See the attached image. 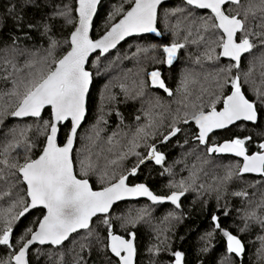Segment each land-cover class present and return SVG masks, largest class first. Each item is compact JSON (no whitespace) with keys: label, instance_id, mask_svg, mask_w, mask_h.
Instances as JSON below:
<instances>
[{"label":"trees","instance_id":"trees-1","mask_svg":"<svg viewBox=\"0 0 264 264\" xmlns=\"http://www.w3.org/2000/svg\"><path fill=\"white\" fill-rule=\"evenodd\" d=\"M65 6L71 9L70 15L76 21L77 0H35L34 3L32 0H0V48L7 49L11 38H18L19 47L25 50L24 55L15 57L14 62L18 67H23L27 60L45 57L53 40L57 42L54 55L56 58L63 56L66 50H70L67 41L75 27V23L67 24L63 17L56 15L58 11L65 10ZM132 6L131 0H103L94 23L93 39L103 36ZM173 12L175 15H172ZM17 16L23 17L22 27L17 25ZM203 20L211 23L212 14L195 9L183 1L172 2L159 11L161 38H132L105 57L95 56L89 64L94 82L88 100L87 119L78 134L74 151L77 169L79 160L87 155V148H91L93 160L99 156L101 168L127 152L136 131L145 127L151 118L158 125L157 135L154 140L149 138L147 143H155L157 149L165 154V165L147 162L135 176L129 177V185L143 183L161 196L177 191L169 185L181 179L189 185L179 209L169 204L153 205L148 201H136L117 205L107 216L114 234L130 238L129 234L135 233L136 264H174L173 253L176 251L184 254V264H264V251H261L264 244L259 239L264 237V228L248 219L252 213L264 216V176L237 175L241 160L217 154L208 156L206 146L200 145L192 136L196 131L193 123L182 125L186 129L185 133L173 137L166 144L159 142V133L167 132L178 110L181 115L187 111L189 117L194 112V109H185L178 103L185 96L182 82L187 81L188 92L191 93L188 99L194 101L201 94L202 87H208L219 70L232 63L221 57L214 61L206 59L205 53L215 47L213 41L220 33L200 31L199 23ZM178 21L179 29L176 28ZM45 23L49 27L47 32L43 28ZM28 24L34 27L28 28ZM201 35L205 39L200 40ZM172 43H182L185 47L178 51L175 61L168 65L162 62L166 59L163 49ZM219 51L216 48V53ZM262 54L264 49L256 48L241 63L244 72L249 70L250 65H255L250 83L245 85L249 99L256 98L252 89L261 86L259 58ZM6 58H12V54L0 52V77L12 72L11 67L3 63ZM4 68H7V72L3 71ZM153 71L161 73V79L173 92L172 96L151 85L149 74ZM12 75L14 78L16 74ZM11 87L10 79H0V91L7 92ZM8 102L7 96L0 100V103ZM220 107L217 105L218 110ZM8 110L11 111V107ZM48 119V110L40 119L18 120L5 114L0 122V151L9 144H18L9 150L10 162L19 160L22 163L25 156L33 159L38 157L44 146L41 120ZM68 131L67 125L61 126L60 143ZM21 132H24V136H21ZM89 137H92L91 141ZM237 137H251L245 145L249 154L261 151L259 145L264 142V115L257 124L240 123L230 130L213 135L210 142L220 144ZM135 151L144 154L147 151L145 142L140 141V147ZM137 160L136 156L130 154L117 165H109V168L117 174L126 173L135 166ZM165 167L170 171L165 172ZM230 169L232 178L225 180ZM193 171L198 175L194 184L190 179ZM7 172L5 169V176L0 179V190L11 188L13 196L0 200V216L6 214V210L17 199L19 189L24 196L25 185L19 184L18 177L7 175ZM89 181L94 190H102L107 186L99 181L96 174H91ZM236 192H246L248 195L237 196L234 195ZM19 210L17 207L13 211ZM44 215V210H37L17 220L13 225L14 239L18 240L29 228L36 231ZM213 216L219 218L222 228L237 235L245 244L242 257L227 252L226 238L214 227ZM105 218H96L88 231L75 234L59 248L34 247L28 255L29 264H77L81 258L83 264H109V259L112 264H119L105 247L109 231L102 222ZM209 233L212 235L209 236ZM18 247L19 244H16ZM11 253L12 249L0 246V262L9 260Z\"/></svg>","mask_w":264,"mask_h":264},{"label":"snow or ice","instance_id":"snow-or-ice-1","mask_svg":"<svg viewBox=\"0 0 264 264\" xmlns=\"http://www.w3.org/2000/svg\"><path fill=\"white\" fill-rule=\"evenodd\" d=\"M32 2L34 3L35 0ZM99 2L100 0H78L76 21L72 19L71 9L68 6H65V10L56 13L57 16L64 18L65 23H75L74 30L67 41L70 50H66V54L59 58L54 55V49L57 46L54 40L51 41V48L45 57L27 60L23 67H18L14 62L16 56L25 54V50L19 47L18 38H11V44L7 49L0 48V52H5L6 55L12 54V58L3 60L5 65L11 67L12 72L0 79L6 81L10 79L12 87L7 92L0 91V100L4 96L9 97L8 103H0V122L5 114L39 119L45 109H48L50 113V119L41 120L44 146L38 157L33 159L25 156L22 163L19 160L10 162L9 150L18 144H9L0 151V157H3L0 159V179L4 178L5 169H7V175L18 177L19 183L25 185L24 196L16 199L6 210V214L0 216L3 224L0 227V246L12 249L9 260L2 261L0 264H29L28 252L32 245L36 243L62 245L73 233L81 229H89L92 218L98 214L105 215L106 218L102 222L109 228L106 249L118 258L119 264H134L135 233H130V238L126 239L111 231V222L107 214L113 204L126 197L146 196L154 203L170 201L179 208L181 196L188 191L189 185L183 179L169 185L178 190L172 191L167 196L154 194L143 183L133 186L127 183L129 177L135 176L140 167L147 162L165 165V154L157 149L155 143H147L149 138L154 140L157 135L158 125L151 118L145 127L136 131L127 152L108 161L101 168L99 156L97 155V159L93 160L91 148H87V155L79 160V169H77L74 147L78 139L77 130L86 114L89 86L92 83V72L85 67L89 56L97 50L101 54L107 53L127 36L143 33L162 34L157 28L158 8L162 0H131L134 6L124 13L118 23L113 24L100 39L90 38L92 18ZM185 2L196 9L210 10L212 13L211 23L208 20L199 23L200 31L220 33L213 41L215 47L205 53L206 59L214 61L220 57H226L232 63L220 69L209 86L202 87L201 94L194 101L188 99L191 93L188 92L187 81L182 82L185 96L178 103L185 109H194V112L189 117L187 111L181 115L178 110L177 115L168 125L167 132L159 133V142L166 144L173 137L185 133L186 129L182 125L194 122L196 131L192 133V136L200 145L206 146L208 156L234 154L243 160L237 175L256 173L264 176V143L259 145L261 151L249 154L245 145L251 137H237L220 144L210 142V134L216 130L228 129L241 120L256 122L264 115V54L259 58L261 86L252 89L255 99H249L245 89V85L250 83L255 65H250L247 72L241 70V58L245 53H251L256 48L264 49V0H185ZM172 15H175V12ZM16 21L18 26H23V17L17 16ZM195 22L194 19L193 23ZM27 27L33 28L34 25L28 24ZM43 28L45 32L49 30L46 23ZM176 28H180L179 21ZM189 35H191L190 32ZM199 39L203 40L205 37L201 35ZM184 47L182 43H172L164 47L166 59L162 62L171 65L178 51ZM216 48L220 49L219 53H216ZM140 51H147V49H140ZM24 69L28 71L25 72ZM233 69L236 71L233 72ZM3 71L7 72V68ZM13 73L16 74L14 78ZM149 75L152 86L162 89L169 96L173 95L172 90L161 79L159 71H153ZM226 88L227 92L224 91ZM205 96L208 97L207 100L204 99ZM217 105L221 106L219 110ZM9 107L11 111L8 110ZM61 125H67L69 129L62 143L58 142ZM98 135L97 132L96 136ZM21 136H24V132H21ZM88 139L91 141L92 137ZM140 141L145 142L147 151L144 154L135 151L140 147ZM130 154L138 158L130 171L117 174L109 168V165H117ZM164 171L169 172L170 169L165 167ZM91 174H96L99 181L106 183L107 186L99 191L93 190V185L89 181ZM232 175L233 172L230 169L224 179L230 180ZM190 179L193 184L196 182L198 179L196 171L191 173ZM200 187L203 188L204 185L201 184ZM234 195L247 197L248 194L236 192ZM12 196L11 188L0 190V200ZM17 207L20 210L14 212L13 210ZM37 207H43L46 210L43 219L39 221L38 230L33 231L29 228L18 240L14 239V223ZM212 219L215 221L214 227L219 229L226 238L227 252L242 257L245 252V244L242 240L222 228L218 217L213 216ZM248 219L264 228V216L252 213ZM247 227L246 223L245 228ZM208 235L211 236L212 233ZM259 239L264 244V237ZM16 244H19L18 248ZM261 251H264V248ZM173 256L174 264H184L182 252L176 251ZM77 264H83V258ZM109 264H112L111 259Z\"/></svg>","mask_w":264,"mask_h":264},{"label":"water","instance_id":"water-1","mask_svg":"<svg viewBox=\"0 0 264 264\" xmlns=\"http://www.w3.org/2000/svg\"><path fill=\"white\" fill-rule=\"evenodd\" d=\"M177 1H183L184 3H186L185 0H162V3H161V5H160L159 8H158V17H159V11H160V9H161L162 7L168 5V4L172 3V2H177ZM102 2H103V0H100L99 4L97 5L96 12H95V14L93 15V18H92V26H91V29H90V32H89L90 38H92V39H93V28H94V23H95V20H96V17H97V14H98V11H99V8H100ZM133 6H134V5H133ZM133 6H132V7H133ZM191 7H192V6H191ZM77 8H78V0H77ZM193 8H194V7H193ZM195 9H196V8H195ZM198 10H200V9H198ZM201 11L210 12V10H201ZM210 13H211V12H210ZM211 14H212V13H211ZM77 18H78V12H77ZM118 22H119V21H118ZM118 22H117V23H118ZM157 28H158V19H157ZM109 30H110V29H109ZM109 30H108V31H109ZM158 31H159V28H158ZM159 32H160V31H159ZM105 34H106V33H105ZM146 36H152V37H154V38H161V35H156L155 33H143V34H134V35H132V36H127V37H125L124 40L120 41V42L116 45L115 48L110 49L107 53H103V54H101L99 50H97L96 52L92 53V54L89 56L88 63L85 65L86 69L89 70V69H88V68H89V64H90L91 60H92L93 58H95V56L100 55L101 57H105V56H107L108 54H110V53H112L113 51H115L116 49H118V48H119L121 45H123L126 41H128V40H130V39H132V38H136V37H146ZM101 37H102V36H101ZM101 37H100V38H101ZM100 38H98V39H100ZM94 40H95V39H94ZM248 54H249V53H245L244 56H242V58H241V63H242V60L244 59V57H246ZM221 58L224 59V60H227V61H231L229 58H226V57H221ZM89 71H90V70H89ZM93 82H94V80H93V74H92V83H91L90 86H89V92H88V98H87V104H86V109H87V110H86V114H85L84 120L82 121L80 128L77 130V134H79V132H80L82 126L84 125V123H85V121H86V119H87V115H88V100H89V96H90V93H91V90H92ZM156 88H158V87H156ZM46 110H48V109H45V111H46ZM45 111H44V113H45ZM44 113H43V114H44ZM43 114H42V116H43ZM13 118L18 119V120L37 119V118H33V117H24V118L13 117ZM39 119H40V118H39ZM258 120H259V119H258ZM258 120H257L256 122L243 121V120H241V121H237L235 124L231 125L228 129L216 130L215 132H213L212 134H210V138H211L213 135L217 134V133H220V132H224V131L230 130V129H232L233 127L237 126V125L240 124V123L257 124V123H258ZM193 124H194V122H193ZM61 126H64V125H61ZM61 126H60V127H61ZM60 133H61V131H60ZM60 133L58 134V142H59V138H60ZM263 143H264V142H263ZM75 149H76V145H75V147H74V151H75ZM217 155H218V156L234 157V158H237V159L241 160L242 163H243L242 158H241V157H237V156H235L234 154H217ZM244 175H251V176H254V177H261V175L256 174V173H244ZM127 183H128V181H127ZM128 184H129V183H128ZM130 186H132V185H130ZM146 186H147V185H146ZM147 187H148V186H147ZM148 188H149V187H148ZM149 189H150V188H149ZM93 190H94V189H93ZM150 190H151V189H150ZM96 191H99V190H96ZM151 191H152V190H151ZM152 192H153V191H152ZM153 193H154V192H153ZM154 194H155V193H154ZM184 196H185V195L181 196V198H180V202H179V203H181V201H182V199L184 198ZM136 201H148V202H150V203L153 204V205H168V204H169V205H173V206L176 207V205H174V204L171 203L170 201H164V202H161V203H154L153 201H151V200H150L148 197H146V196H140V197H126V198L123 199V200H120V201L115 202V203L113 204L112 208L110 209L109 213L107 214V216H109V215L112 213L113 209H114L117 205L122 204V203H127V202H136ZM176 208H177V207H176ZM179 208H180V207H179ZM179 208H178V209H179ZM37 210H44V211H45V214H46V210H45L43 207H37V208L31 209L28 213L25 214V216H27V215H29V214H31L32 212L37 211ZM25 216H23V217H25ZM23 217H21V218H23ZM98 217H105V215H104V214H98L97 216L93 217V218H92L91 225H90V228H91V226H92L93 221H94L96 218H98ZM42 219H43V218H42ZM90 228H89V229H90ZM89 229H81V230H79L77 233H80V232H83V231H88ZM36 230H38V227H37ZM77 233H73L71 236H69L68 240H66L62 245H59V246L49 245V244L40 245L39 243H36V244L32 245V246L29 248V252H30L34 247H36V246L59 248V247L63 246L64 244H66V243L71 239V237L74 236V235L77 234ZM126 239H127V238H126ZM134 243H135V248H136V255H135V261H134V264H136V261H137V245H136V238H135ZM29 252H28V255H29ZM109 252H110V251H109ZM110 253H111V252H110ZM111 255H112L114 258H116L112 253H111ZM116 259L118 260V258H116ZM28 260H29V259H28Z\"/></svg>","mask_w":264,"mask_h":264},{"label":"rangeland","instance_id":"rangeland-1","mask_svg":"<svg viewBox=\"0 0 264 264\" xmlns=\"http://www.w3.org/2000/svg\"><path fill=\"white\" fill-rule=\"evenodd\" d=\"M178 54V53H177ZM177 57V56H176ZM175 61V60H174ZM173 61V62H174ZM104 75H106V74H104ZM20 184V183H19ZM20 187V186H19ZM17 195H16V197H17V199L20 197V195H21V192H20V189H19V191H17V193H16ZM21 197H22V195H21Z\"/></svg>","mask_w":264,"mask_h":264}]
</instances>
